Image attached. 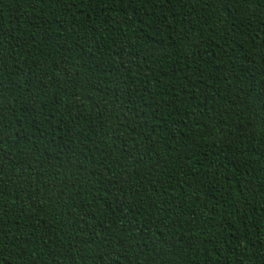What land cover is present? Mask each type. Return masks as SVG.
<instances>
[{
  "label": "trees",
  "instance_id": "1",
  "mask_svg": "<svg viewBox=\"0 0 264 264\" xmlns=\"http://www.w3.org/2000/svg\"><path fill=\"white\" fill-rule=\"evenodd\" d=\"M0 264H264V0H0Z\"/></svg>",
  "mask_w": 264,
  "mask_h": 264
}]
</instances>
